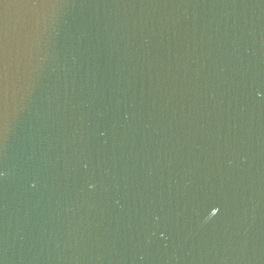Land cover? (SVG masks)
I'll return each mask as SVG.
<instances>
[{
    "label": "water",
    "instance_id": "95a60500",
    "mask_svg": "<svg viewBox=\"0 0 264 264\" xmlns=\"http://www.w3.org/2000/svg\"><path fill=\"white\" fill-rule=\"evenodd\" d=\"M0 13V264H264V0Z\"/></svg>",
    "mask_w": 264,
    "mask_h": 264
},
{
    "label": "snow or ice",
    "instance_id": "6c2138e0",
    "mask_svg": "<svg viewBox=\"0 0 264 264\" xmlns=\"http://www.w3.org/2000/svg\"><path fill=\"white\" fill-rule=\"evenodd\" d=\"M18 3H33L38 2V0H17ZM46 3H58L59 0H44ZM27 22L26 16H21L17 21V26H22ZM9 21L7 18L0 13V73L3 72L4 63H5V54L8 44V35H9Z\"/></svg>",
    "mask_w": 264,
    "mask_h": 264
}]
</instances>
